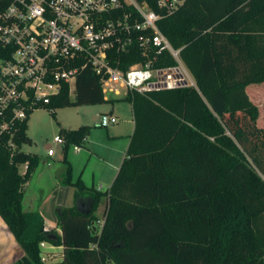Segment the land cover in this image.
I'll return each mask as SVG.
<instances>
[{
    "label": "trees",
    "instance_id": "1",
    "mask_svg": "<svg viewBox=\"0 0 264 264\" xmlns=\"http://www.w3.org/2000/svg\"><path fill=\"white\" fill-rule=\"evenodd\" d=\"M158 25L196 86L128 91L135 126L112 185L73 180L65 161L60 182L76 191L72 206L56 208L61 233L22 206L40 163L21 150L28 118L0 135V216L23 250L11 264H264V127L247 91L264 81V0H187ZM119 57L123 70L145 60L136 49ZM175 64L169 51L154 60ZM75 88L74 99L64 84L44 106L108 101L91 67ZM61 132L67 149L90 126ZM43 242L62 245V260H43Z\"/></svg>",
    "mask_w": 264,
    "mask_h": 264
},
{
    "label": "built area",
    "instance_id": "2",
    "mask_svg": "<svg viewBox=\"0 0 264 264\" xmlns=\"http://www.w3.org/2000/svg\"><path fill=\"white\" fill-rule=\"evenodd\" d=\"M186 1L0 0V135L49 104L86 67L101 77L104 91L117 95L121 89L146 93L196 86L180 49L158 25ZM130 49L145 60L123 70L119 55ZM165 51L176 64L154 66ZM54 142L62 146L65 139L56 136ZM47 254L42 253L45 261Z\"/></svg>",
    "mask_w": 264,
    "mask_h": 264
},
{
    "label": "crops",
    "instance_id": "3",
    "mask_svg": "<svg viewBox=\"0 0 264 264\" xmlns=\"http://www.w3.org/2000/svg\"><path fill=\"white\" fill-rule=\"evenodd\" d=\"M122 90L124 89H121V94L119 95L108 90H103L106 100L119 102H117L116 105H113V107L109 109L108 113L102 109L91 111L90 114L92 120L95 121V124L92 125L88 122H85V124L79 126H90V132L87 139H85V141L81 145L70 144L77 146V156H81V153L85 152L84 154L88 156L89 161L94 158L97 161L102 162L101 164L103 169H101L100 173L96 174V171L93 172L92 186H94L96 190L104 191V186L106 189H108L112 185L120 169V166L126 157V152L130 143L131 135L134 131L135 124L132 104L129 101L123 99L128 92H126L125 90L124 92H122ZM108 93L114 94L113 97H108ZM112 118H116V121L112 122ZM99 123L106 127V131L103 130L101 132V129H95L96 131H93L94 128H97ZM110 125L111 128L109 127ZM65 129L75 128L67 127ZM93 137L97 138L94 139ZM68 148L65 149L63 145L62 147H58V149L61 151L59 155L56 154V151L52 155H49V153H47V155L43 159V164L50 165L52 163L51 161H57L55 158H53L54 156L56 158H59V160L68 161ZM79 158L80 159H78V161H81V157ZM74 161H77L75 157ZM39 166L40 163L30 181L26 184L22 206L24 211H39L45 219L46 229H56L61 233V230L58 228L57 224L58 220L56 215V208L58 206H72L74 204V194L76 188L74 186H64L61 184L60 180L64 175V172H66L67 170V168H65L63 172L57 174V178L55 177L54 179V186L50 188L46 196H42L38 193V195H35L33 201L30 200L28 196V189L36 176V172ZM25 169L26 165H22L20 167V170L22 172H24ZM83 182L85 184L84 179ZM102 205L105 211L106 202L104 201L98 208V216L99 209ZM100 222H102V219L100 220ZM63 250L64 247L62 245L58 246L50 242H45V246L43 248V251L48 253V259L53 258L55 255L59 256V259L54 261L62 260ZM22 254V248L19 246L14 235L9 231L6 223L0 216V264H11Z\"/></svg>",
    "mask_w": 264,
    "mask_h": 264
},
{
    "label": "rangeland",
    "instance_id": "4",
    "mask_svg": "<svg viewBox=\"0 0 264 264\" xmlns=\"http://www.w3.org/2000/svg\"><path fill=\"white\" fill-rule=\"evenodd\" d=\"M247 91L251 99L259 107V119L258 125L264 127V81L260 83H255L247 87ZM124 92V90H122ZM76 88L75 83L71 84L70 96L72 99L75 98ZM114 94L108 93L107 96L112 98ZM119 101H105L99 104H87V105H70L61 108H55L54 114L46 106H41L34 109L28 117V127H27V136L29 137L28 142H23L21 145V150L27 153H35L40 156V166L36 172V176L29 186L28 196L29 199L33 201L35 195L38 193L42 196H46L51 187L54 186V179L57 178V174L63 172L67 168V163L59 158H55L57 161H51L50 165L43 164V159L48 153L49 149H52L56 154L59 155L61 151L58 147H62L54 142L56 136H63L62 129L67 127L78 128L80 125L88 122L89 124L94 125L95 121L92 120L91 111L102 109L109 112V109L116 105ZM95 127V126H94ZM111 128V125L109 126ZM106 131V127L98 124L97 128ZM94 139L97 137H93ZM77 146L70 145L67 150L68 163L71 165L72 169V178L76 180L81 176V179L85 181V184L89 187L92 186L93 172L96 171V174H99L102 168V162L97 161L92 158L89 161L88 156L81 153V156L76 154ZM76 155V156H75ZM87 156V157H86ZM77 159V161H74ZM81 161H78L80 159ZM97 158V157H95ZM22 172V171H21ZM66 172H64L65 174ZM106 189L105 186L103 187ZM44 192V193H43ZM104 207L103 205L99 209V218L100 220L104 218ZM101 224V222H100ZM59 259L58 255H55L47 261H54Z\"/></svg>",
    "mask_w": 264,
    "mask_h": 264
}]
</instances>
